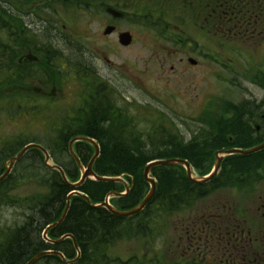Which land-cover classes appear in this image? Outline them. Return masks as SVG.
I'll return each instance as SVG.
<instances>
[{
    "label": "flooded vegetation",
    "instance_id": "1",
    "mask_svg": "<svg viewBox=\"0 0 264 264\" xmlns=\"http://www.w3.org/2000/svg\"><path fill=\"white\" fill-rule=\"evenodd\" d=\"M140 7L143 23L163 29L164 38L153 45L177 77V100L193 107L189 92L199 86L187 76L194 77V69L203 66L206 72L208 66L222 71L220 81H230L235 87L241 83L232 82L233 77L264 89V78L261 82L255 78L256 65L264 60V0H0V109L7 105L26 110L25 121L41 125L78 123L80 131L90 121L129 124L132 116L144 113L139 107L144 104L118 92L108 75L89 64L86 54L93 53L104 66L128 78V69L112 62L109 50L121 46L114 39L122 31L132 35L133 44L134 35L121 29L118 20L128 17L129 9ZM109 9L122 15L116 17ZM84 16L98 25L91 41L88 30L78 26ZM108 27L114 29L105 34ZM203 99L197 112L182 117L183 123L190 120L201 127L188 136L177 132L176 142L205 143L215 135L211 132L217 127L212 124L235 119L244 106L252 108L248 114L255 125L253 135L264 132V100L251 97L227 102L219 95L213 102L206 95ZM59 108L62 111L57 115ZM233 137L229 134L228 142ZM212 148H217L215 153L237 147L222 142ZM256 153H261L260 163L239 168L231 180L222 173L223 160L213 179L189 181L200 189L196 195L156 198L148 205L149 212L124 220L120 238L109 241L105 251L81 252L78 261L71 263L67 262L71 257L64 256V261L58 255L44 254L32 264H264V149ZM231 156L249 155L226 158ZM191 165L199 175L210 170L208 165ZM57 238L50 231L47 240L41 236L36 253L64 254L65 240L51 242Z\"/></svg>",
    "mask_w": 264,
    "mask_h": 264
},
{
    "label": "trees",
    "instance_id": "2",
    "mask_svg": "<svg viewBox=\"0 0 264 264\" xmlns=\"http://www.w3.org/2000/svg\"><path fill=\"white\" fill-rule=\"evenodd\" d=\"M264 78V76H262ZM251 107L244 106L238 111L235 119L211 125L217 127L211 130V135L205 143L198 142L197 145H188L174 141L173 138H165L160 144L165 148L149 147L148 141L151 135L147 132L148 138L142 139L140 134L127 124H102L99 122H86L80 131L78 123L62 124L56 129L55 134L48 138L45 143L52 161L59 165L68 180L73 183L79 178V170L75 161L68 153V142L76 135H83L94 138L100 145V153L93 164L94 172L99 176H123L131 182L130 192L121 198H112L111 203L121 209H129L143 198L148 185L143 178V168L151 160L181 158L203 167L212 160L213 153L217 148H212L222 142L230 143L231 147L248 148L264 141V132L253 135L254 124L249 116ZM92 119V118H91ZM250 121V122H249ZM233 135L234 141L228 142L227 136ZM48 142V143H47ZM155 142V143H154ZM23 144L24 142H20ZM151 145H157L152 141ZM17 147H8L0 153L2 159H7L14 154ZM74 150L82 164H87L93 151L86 142H76ZM210 151L209 154L206 152ZM261 153L251 154L246 157L231 156L224 159L222 173L226 179L231 180L234 174L240 171L239 168L252 167L260 163ZM28 163L23 164L25 158ZM42 154L36 149H30L17 163L12 172L0 182V204H19L18 207L29 210L26 220L21 226L13 229H6L2 234L3 249L6 250L0 255V264H23L36 254V249L41 245V232L43 229L56 222L65 207L67 194L70 192L68 185L61 179L60 174L48 169L42 162ZM1 161V159H0ZM233 170L230 169V166ZM3 168L0 169L2 172ZM207 170L203 171L206 173ZM155 177L156 192L153 202L157 198H186L196 195L200 190L193 187L182 171L171 166H157L152 169ZM19 182L35 184L34 192L22 199H14L10 196L11 190L24 189L19 187ZM120 183L97 182L86 180L80 191L88 196L90 202L101 203L104 196L113 190L122 191ZM160 201H156L159 204ZM170 203V202H167ZM168 204H163L167 206ZM94 216L99 218L91 221ZM111 222H118L113 223ZM124 220L115 217L108 210L100 207L92 208L84 199L72 196L70 206L63 221L56 227L50 229L51 235L56 237L62 234H71L82 253L92 255L93 252L105 251L103 247L114 237L121 235L124 230ZM9 231V232H8ZM103 243V244H102ZM67 249L64 254L74 257L72 241L66 240ZM58 260V259H57Z\"/></svg>",
    "mask_w": 264,
    "mask_h": 264
},
{
    "label": "rangeland",
    "instance_id": "3",
    "mask_svg": "<svg viewBox=\"0 0 264 264\" xmlns=\"http://www.w3.org/2000/svg\"><path fill=\"white\" fill-rule=\"evenodd\" d=\"M129 11L128 17L118 20V25L121 29L130 30L135 40L130 46L121 47L115 38L114 43L119 47H113L109 50V57L115 64H120L121 67L123 65V69H128L130 76L126 78L120 74L118 69L107 68L100 60L96 59L93 53L89 56L90 52H88L86 60H88L92 67L97 68L99 73L108 75L118 92L124 94L128 99L144 104L148 108L145 112L146 117L137 115L129 123L128 128H133L135 132L140 134L143 140L148 138V132L151 135V140L148 141L149 147L154 146L163 150L165 146H161L160 144L166 137L173 138L175 141V132L188 136L190 132L196 130L199 125L190 120H185V124L182 117L187 115L192 116L193 113L197 112V109L204 102L203 98L205 95L211 99L219 95L231 102L250 99L251 97L257 100L264 99L263 88L248 85L243 79L241 81L240 78L233 77V80L230 79L232 82L236 80L237 83L238 81L241 83V86L238 84V87H235V85H231L230 81L227 83L220 81L221 78H218V74L223 73L222 71L208 66V72H206V66H203V68L194 69L197 70L193 72L194 77L187 76L191 81L195 80L194 86H199L198 89L189 92V95H192L191 102L193 103L190 102V104L193 107L188 106L186 102L177 100L175 97L177 87L174 84V78L176 80L177 77L173 76L171 72L170 62H165L163 54L153 45V43L160 42L164 38L160 34L163 32V29H156L151 27L152 25L149 23H143L145 18L142 17L144 16L142 7L135 10L131 8ZM90 19V16H84V21H79L78 26L80 30H88L89 35L87 37L91 41L92 34L97 30L98 25L89 21ZM86 22H89L87 23V27L85 25ZM111 38L114 37L112 36ZM257 66V73H264V60H259ZM246 68V62L243 61V70ZM137 74H140L141 78ZM155 114L161 116L160 125H154L153 123ZM178 116L181 119H178ZM7 117L3 111H0V140L4 137L9 139L11 136L21 134L24 137L39 139L37 141L40 143H46L44 141L45 126L30 122L29 120L25 121L27 117L26 110L18 112L15 118L13 116L11 119H7ZM152 141H156L157 145H151ZM2 158L3 156H0V169L6 161V159ZM28 162L29 159L26 157L23 164ZM19 185V187L24 189L11 190L9 192L10 196L14 199H22V197L34 192L33 188L35 184L33 183L26 182L23 184V182H19ZM1 204L0 234H4V230L6 229L21 226L25 222V217L28 215L29 210L24 209V206L18 207L19 204L14 203L13 205L12 202H8L7 205Z\"/></svg>",
    "mask_w": 264,
    "mask_h": 264
},
{
    "label": "water",
    "instance_id": "4",
    "mask_svg": "<svg viewBox=\"0 0 264 264\" xmlns=\"http://www.w3.org/2000/svg\"><path fill=\"white\" fill-rule=\"evenodd\" d=\"M112 12L115 14V15H120L119 12H116V11H113ZM112 31V27H108L106 30H105V33H110ZM119 43L122 44V45H129L130 42H131V35L128 33V32H123V33H120L119 36ZM75 141H85V142H88L89 144H91L94 148V154L92 156V158L90 159L89 163L87 164L86 168L84 169L83 166L80 164V162L78 161V158L76 157L75 153L73 152L72 150V144L75 142ZM29 148H36L38 150H40L42 152V154L44 155V163L46 164V166L50 167V168H57L60 173H61V176L63 179H65V175L63 173V171L57 167V166H52L49 164V154L48 152L39 144H35V143H31V144H28L26 145L22 150H20L15 156L9 158L8 162V166L6 165L5 166V171L4 173L0 176V181H2L10 172L11 170V167L13 166V164L18 160L20 159L24 152L29 149ZM264 148V143L263 144H260L258 146H255L253 148H249L247 150H239V149H235V150H232L230 151V153H237V154H241V155H246V154H250V153H253V152H256V151H259L261 149ZM68 151H69V154L75 159L76 163H77V166L78 168L81 170V178L79 179L78 182L74 183V184H70L69 187L71 188L72 192L67 196L66 198V203H65V208H64V211L61 215V217L59 218V220L57 222H55L54 224L48 226L45 231H44V235H46V232L48 229L54 227V226H57L59 225L66 213H67V210H68V207H69V200H70V197L72 195H79L81 196L84 200H86V202L89 203V199L81 194L79 192V188L83 185V183L85 182V180L87 178L89 179H92V180H96V181H102V182H110V183H113V182H123L124 183V180L121 178V177H100V176H97L93 170H92V164L93 162L95 161V159L98 157L99 155V147L96 143L95 140L89 138V137H83V136H80V137H76V138H73L70 142H69V148H68ZM175 164H181V165H184L186 167V176L191 179L192 181L194 182H205L207 180H209L211 177H213L217 170H218V166H219V159L216 160L215 162V165H214V169H213V172L210 174V176L208 177H201V178H191V174H190V170H189V165L186 161L184 160H181V159H177V158H172V159H165V160H155V161H152L150 163H148L144 169H143V176H144V179L145 181L149 184L150 188H149V192L147 193V195L145 196V198L135 207L131 208L130 210L128 211H119V210H116L114 207H112L109 203H108V200L111 196H124L125 194H127L128 192V187L125 188V192L124 193H118L116 191H113V192H110L108 193L106 196H105V200L103 202V205L113 214H115L116 216H119V217H125V216H130L132 214H135L137 212H139L140 210H142L144 208V206L149 202V200L153 197L154 195V192H155V180L154 178H152L150 176V171L153 167L155 166H159V165H175ZM90 204V203H89ZM90 206H95L94 204H90ZM66 237H69L72 241H73V244H74V247L76 248V243L75 241L73 240V237L70 235V234H66L64 236H62L59 240L61 239H64ZM58 240V241H59ZM46 253V252H44ZM55 253V252H54ZM58 254V253H56ZM40 255H36L34 258H32L27 264H30L32 263L34 260H36ZM76 260V258L74 259Z\"/></svg>",
    "mask_w": 264,
    "mask_h": 264
},
{
    "label": "bare ground",
    "instance_id": "5",
    "mask_svg": "<svg viewBox=\"0 0 264 264\" xmlns=\"http://www.w3.org/2000/svg\"><path fill=\"white\" fill-rule=\"evenodd\" d=\"M99 217L98 216H94V218L93 219H91V221H93V220H96V219H98ZM115 224V223H118V222H111V224ZM103 244V243H102ZM6 249L4 248V249H2V251L0 252V255H2L3 254V252L5 251Z\"/></svg>",
    "mask_w": 264,
    "mask_h": 264
}]
</instances>
